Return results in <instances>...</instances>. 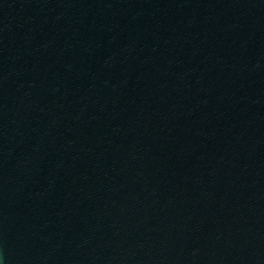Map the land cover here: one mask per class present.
<instances>
[{
  "label": "water",
  "instance_id": "95a60500",
  "mask_svg": "<svg viewBox=\"0 0 264 264\" xmlns=\"http://www.w3.org/2000/svg\"><path fill=\"white\" fill-rule=\"evenodd\" d=\"M0 264H264V0H0Z\"/></svg>",
  "mask_w": 264,
  "mask_h": 264
}]
</instances>
